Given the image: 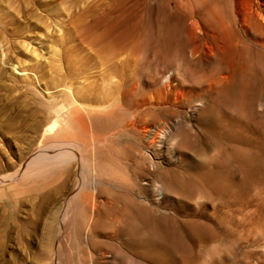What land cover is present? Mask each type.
I'll return each instance as SVG.
<instances>
[{"label": "rangeland", "instance_id": "obj_1", "mask_svg": "<svg viewBox=\"0 0 264 264\" xmlns=\"http://www.w3.org/2000/svg\"><path fill=\"white\" fill-rule=\"evenodd\" d=\"M185 1L207 21L213 22L210 11L220 15L223 27L217 44L207 39L203 51L186 58L179 53L187 47L186 8L174 0H0V175L18 169L0 182V264H99L100 251L75 238L86 231L85 214L75 208L61 219L76 189L61 184L67 168L79 167L73 153L53 148L21 167L39 145L83 148L90 134L106 136L109 153L128 171L136 158L147 166L152 158L164 172L166 152L175 150L183 152L179 167H210L205 177L162 178L170 189L179 187L173 196L160 193L163 181L147 186L140 198L157 188L159 229L142 233L136 253L110 249L100 264H264V14L235 38L226 29L231 10L248 0ZM168 63L184 85L207 86L172 116L162 114L154 84ZM225 73L227 81H212ZM137 105L154 112L156 129L147 136L126 127ZM92 166L82 163L85 184L99 175ZM48 190L52 197H44Z\"/></svg>", "mask_w": 264, "mask_h": 264}, {"label": "bare ground", "instance_id": "obj_2", "mask_svg": "<svg viewBox=\"0 0 264 264\" xmlns=\"http://www.w3.org/2000/svg\"><path fill=\"white\" fill-rule=\"evenodd\" d=\"M174 1H175L176 6H180V7L183 6L186 8L185 11L182 10L183 12H182L181 16H183L182 22L184 24V27H185V30L187 33V35H186V33L182 32L185 34V37L187 36V38H186L187 39V47L185 49H183L182 51L180 50L179 53L181 56L186 58V56L188 57V55L193 56V54L199 53L202 50V44L205 41H208L207 39H213V41L214 42L216 41V44H217V42L219 40V31L221 28L223 29V27L221 26V23L218 19V18H221L220 15L218 14L219 15V17H218L217 14L215 15V13L210 11L209 15L212 17L213 22L207 21L204 18V15L201 14L202 13L201 11H198V9H197L198 12L197 11L195 12L194 9L192 8L193 6L191 7L190 6L191 4L187 5V2L185 0H174ZM181 1L184 2L182 5H181ZM246 2H247V0H246ZM231 4H232V2H231ZM236 5H237V3H236ZM240 7L239 8H237L236 6H235V8L233 7L234 10H231V19L228 22V27L226 28V29L229 28L230 31L231 30L233 31V33L232 32H230V33H232L233 36H235V38L239 37L237 34V31H239V30H241L242 32H247V30L249 31V26H250L251 22H253L254 18H257V16L261 17L264 14V0H248L246 7H244V8L243 7L240 8ZM182 9H184V8H182ZM207 9H208V7H207ZM181 16L179 15L180 18H181ZM227 17H229V15H227ZM225 20H224V22H225ZM224 22H222V23H224ZM224 24H227V23H224ZM224 27H225V25H224ZM197 28L200 29V31H199L200 33H196ZM182 30H183V28H182ZM254 30H256V29H254ZM190 32L191 33L193 32L192 33L193 35L192 34L190 35ZM227 32H228V30H227ZM235 33L237 35H235ZM222 36H225V35L222 34ZM227 36H228V33H227ZM227 36H225V38ZM250 36H251V34H250ZM230 37H232V36H230ZM248 37L249 36H247V38ZM245 38H243L244 41L246 40ZM253 38H251V39H253ZM259 38H261V37H259ZM230 39H232V38H230ZM234 39H232V40H234ZM243 39H242V41H243ZM248 40H249V38H248ZM255 41H256V39H255ZM261 41H260V44H262ZM184 42H185V40H184ZM210 42H211V40H210ZM224 42H225V40H224ZM246 42H249V41H246ZM252 42H254V41H252ZM263 42H264V40H263ZM211 43H213V42H211ZM256 43H257V41H256ZM220 44H222V43L220 42ZM220 44H218V46ZM228 44H230V43H228ZM232 45H234V43ZM235 45H236V43H235ZM206 46H207V44H206ZM215 46L217 47V45H215ZM215 46H213V47H215ZM179 49H177V53H178ZM178 57H179V55H178ZM187 59H185V60L181 59V60L186 61ZM183 63H185V62H183ZM166 65H167L166 67H168V70H166L167 72L162 75V77L159 81L155 79L154 84L156 85V91L158 92L157 94H159L160 101L163 105L162 106V114L164 116L178 115L180 113L182 107L185 105V103L188 100H191L192 96L200 95V93H202L201 90L204 89L203 87H205V89H206L207 86L198 87L199 86V84H198L196 86L199 89L195 87L197 89V90H195L194 87L187 86L188 83H187V85H184L183 83L186 84V82H182L183 80H181V79H180L181 81H179V79L177 80V78L173 74V73L177 72L176 69L172 68V66L169 63ZM13 69H14V66L12 67V70ZM218 75H220V74H218ZM225 77H226V73H225V75L221 74V76H219V77L217 76V77H214L213 79L212 78L211 79L213 82H217L219 79L222 80V78H224V80L227 81L225 79ZM228 77H229V75H228ZM191 85H194V84H191ZM202 85H204V84H202ZM124 92L127 94L131 93L132 88L127 87V88H125ZM192 103L195 105L197 104L196 101H193ZM143 104L153 105L154 102L153 101L152 102L147 101L145 99ZM138 105L135 106V108L133 109L132 118L128 123H126L127 124L126 127L132 128V130L137 132L138 135L143 137V136H147L148 134L154 132V129H156L154 118H153L154 112L147 110V109L142 111L139 109L140 106H138ZM82 117L80 119V124H79L80 125V131L85 132V127H84L85 125L83 124V120H82L83 118ZM67 120H69V119H67ZM156 132H157V134L156 133L155 134L157 137H159V138L163 137V134L160 131V129H159V131H156ZM153 136H152V138H153ZM89 138L90 139H88V143L83 148L78 147L76 144L70 143V142H61V143L59 142L57 144V142L51 141V142L46 143L44 145L43 144L41 146L39 145L32 151L31 155L23 162L21 167H24V165L27 164L28 162L36 161V159L39 158L42 154H44L47 150H50L53 148H60L64 151H69V152L73 153V156L77 159V164H78L77 166H79V167H77L75 169L76 171H73V170H70V168H67L66 171L63 173V179L61 181L62 185H66V184L70 183L71 185L73 184V187L76 188L75 191H73L67 195V202H65V203L69 204V202L72 201L73 206L68 207L71 203L68 206L66 205V207L62 211L61 219L64 221L66 214L71 213V211L74 210L75 208L79 209L81 212H83L85 214L84 228L86 229V231H83V232L82 231L81 232L76 231V237L75 238L78 240V243H80L86 249L88 248V249L100 251L101 257L99 259H97V263L100 264L101 262L106 261V259H105L106 254L105 253L107 251H109L110 249L113 250L115 248L116 249L124 248V249H127L128 251L131 250L133 253H136L137 250H136L135 245L137 246L139 241H142V240H140L142 233H152L154 230L153 226L155 227L157 225V227H158L157 223L159 221L154 216V207H153V206H155L154 204L159 203L158 206H160V204H161L160 201L156 203L157 199L159 198V196H157L158 193H156V191H155L157 188L156 189L154 188L155 189L154 191H152V189H151L150 194L148 193V195H149L148 197L142 195V197L140 198V196H141L140 194H142V193L146 194L147 186H149V185L150 186L151 185L156 186V184L158 182L163 181L162 178H164L166 175H169V176H171V175L179 176L180 175L181 176V174H183V172H184V174L187 173V175L188 174L192 175V176L200 175L201 177H205V175L209 174V172H210L209 168L210 167L207 166L206 162L197 163L196 167L193 166L194 168L191 170L185 169V167H179L176 163L181 161V160H179V158L183 157V155H182L183 152L181 153V151L179 150L180 151V157H179L178 156L179 153H177V155H176L175 154L176 150H175L174 154H171L168 151L166 152V155H165L166 160L168 162H170V166L169 167L167 166V168L164 169V172L158 170L157 164H156L155 160H153L152 158H151V161L149 162L150 166L144 165L139 158H136L135 163H134L135 167L132 168L131 171H128L129 169H126V167L124 166L125 164L119 163V161H118L119 158L116 159V157H113L109 153L110 151H108L109 149H107L108 139L106 136H101L99 134H96V135L90 134ZM182 142L183 141L179 142L178 144L180 145V144H182ZM184 143H186V142L184 141ZM189 144L187 143L186 145L189 146ZM171 146L172 147L174 146V144L172 142H171ZM173 151H174V149H173ZM53 152H54V150H53ZM199 152L202 154L205 153L204 151H199ZM70 155H72V154H70ZM185 155L186 154H184V158L186 157V159H187V157L189 158V160L190 159L192 160V158H194V157H189L191 155H189V156H187V155L185 156ZM74 157H73V159H74ZM85 159H87V160L89 159L91 161V163L94 166V171H96L95 174L99 172V175L98 176L95 175L94 179L93 180L91 179L89 184H85L84 180L81 178V171L80 170L82 168V163ZM52 161H54V160H52ZM93 166H92V168H93ZM75 167H76V165H75ZM127 168H129V167H127ZM17 172H18V169H16L15 171L10 173L9 175H0V182H3V181H5L11 177H15ZM161 172H163V173H161ZM73 174H74V177H72ZM175 180L176 179L174 178V184H175ZM140 181H142V182H140ZM162 183H164V181ZM165 184H167V183L165 182L164 184H162V185H164L165 190L162 192L160 191V193L162 195H164L165 197L168 196V194H170V193L173 196V193L175 194L177 192L176 189L178 190V188H179V187L174 188L175 189L174 190L173 187L171 186V189H170L168 186L171 184H167V185H165ZM178 193H179V191H178ZM52 195H53V192L51 190H48V192L46 193V195H44V197L45 196L52 197ZM162 198H164V197H162ZM167 199H169V198H167ZM143 200L146 203H144ZM161 206L158 208H161ZM73 215H75V214H73ZM158 229H159V227H158ZM164 229L165 228H162V232ZM78 230H80V229H78ZM171 230H172V228H171ZM152 238H153V236H152ZM145 239H146V237H145ZM148 239L150 240V238H148ZM140 244H141V242H140ZM148 245H150V244H148ZM102 248H104V249H102ZM142 249H140V250L142 251ZM57 251H58V245L56 244V246L54 247V255H55V253H57ZM112 259L117 260L118 262H120L122 260V258L120 256L119 257L113 256ZM55 262H57V261L55 260Z\"/></svg>", "mask_w": 264, "mask_h": 264}]
</instances>
